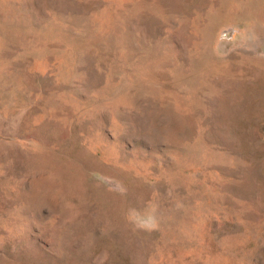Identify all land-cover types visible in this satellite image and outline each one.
<instances>
[{
    "label": "rangeland",
    "instance_id": "374dc122",
    "mask_svg": "<svg viewBox=\"0 0 264 264\" xmlns=\"http://www.w3.org/2000/svg\"><path fill=\"white\" fill-rule=\"evenodd\" d=\"M0 264H264V0H0Z\"/></svg>",
    "mask_w": 264,
    "mask_h": 264
}]
</instances>
